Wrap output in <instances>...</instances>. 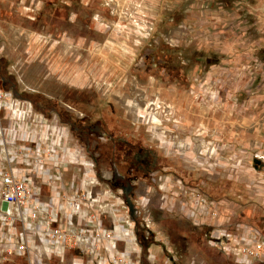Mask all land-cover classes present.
<instances>
[{
    "label": "rangeland",
    "instance_id": "obj_1",
    "mask_svg": "<svg viewBox=\"0 0 264 264\" xmlns=\"http://www.w3.org/2000/svg\"><path fill=\"white\" fill-rule=\"evenodd\" d=\"M13 84L57 108L94 189L126 200L92 156L132 147L141 264H237L211 233L264 234V0H0V93ZM87 125L106 135L93 153Z\"/></svg>",
    "mask_w": 264,
    "mask_h": 264
},
{
    "label": "built area",
    "instance_id": "obj_2",
    "mask_svg": "<svg viewBox=\"0 0 264 264\" xmlns=\"http://www.w3.org/2000/svg\"><path fill=\"white\" fill-rule=\"evenodd\" d=\"M48 115L31 100L0 93V264H141L126 200L94 189L93 163L75 154ZM211 235L210 244L237 264L264 263L257 229Z\"/></svg>",
    "mask_w": 264,
    "mask_h": 264
},
{
    "label": "flooded vegetation",
    "instance_id": "obj_3",
    "mask_svg": "<svg viewBox=\"0 0 264 264\" xmlns=\"http://www.w3.org/2000/svg\"><path fill=\"white\" fill-rule=\"evenodd\" d=\"M2 88L3 89H8V86L7 84L9 82H11V79L10 78H7L5 75L2 76ZM12 87H14V92L15 94H18L19 92H16L15 91V86L14 84L12 85ZM35 106L42 110L43 112L46 111L48 112L50 115L52 114H55L56 117H58V111H57V108L54 106V107H49V108H41L40 105L36 103H34ZM71 127L70 130L74 129L73 127V124H70L69 125ZM87 128H88V131L89 133H87V138H86V141H85V144H86V151L88 153H93L91 152V138L89 137L90 135H97V138L104 141L106 140V135L104 133V131L101 129V127H91L89 125H87ZM132 149V147H129V146H126L123 148L122 152L123 154H121L120 156L121 157H116V153H113V155H109L106 153V151H102L100 153H98L97 157L94 156V153H93V156H92V159L93 161L98 165L99 169L101 168V166H103L104 169H100L99 171V177L102 178L101 180L103 181L104 184H107V185H110L111 184L114 186V188L119 192V193H122L125 198L126 196L128 195V197L131 199V193H133V185H132V182H131V179H128V177L132 176L133 174L131 173V170L135 169L133 168L132 166V162H133V159H131V155H130V150ZM129 152V153H127ZM143 152V151H142ZM92 155V154H91ZM135 157L139 158L138 155H135ZM145 158V157H144ZM139 161L138 163V166L140 168H146L147 170H152L151 168V163L146 161V159L143 160L142 157H140L139 159H137ZM102 161V163H101ZM128 163L129 165L131 164V166H128L126 168V170L123 172L122 170H120V165L119 163ZM136 162V160L134 161ZM95 164V167L97 168V165ZM105 164V166H104ZM112 182V183H110ZM132 201V200H131Z\"/></svg>",
    "mask_w": 264,
    "mask_h": 264
},
{
    "label": "water",
    "instance_id": "obj_4",
    "mask_svg": "<svg viewBox=\"0 0 264 264\" xmlns=\"http://www.w3.org/2000/svg\"><path fill=\"white\" fill-rule=\"evenodd\" d=\"M126 201H127L128 206H129L130 213L134 217L135 216L134 203L131 201V199L128 197V195L126 196Z\"/></svg>",
    "mask_w": 264,
    "mask_h": 264
},
{
    "label": "bare ground",
    "instance_id": "obj_5",
    "mask_svg": "<svg viewBox=\"0 0 264 264\" xmlns=\"http://www.w3.org/2000/svg\"><path fill=\"white\" fill-rule=\"evenodd\" d=\"M110 245H112V243H109V245L108 246H110ZM113 251V250H112Z\"/></svg>",
    "mask_w": 264,
    "mask_h": 264
},
{
    "label": "crops",
    "instance_id": "obj_6",
    "mask_svg": "<svg viewBox=\"0 0 264 264\" xmlns=\"http://www.w3.org/2000/svg\"><path fill=\"white\" fill-rule=\"evenodd\" d=\"M152 251H154V248H153V250ZM155 252V251H154ZM85 262H86V259H85Z\"/></svg>",
    "mask_w": 264,
    "mask_h": 264
}]
</instances>
